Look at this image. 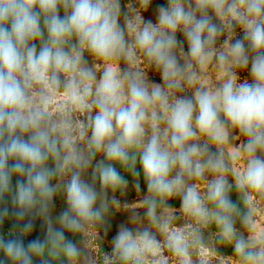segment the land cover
Here are the masks:
<instances>
[{"label":"clouds","instance_id":"obj_1","mask_svg":"<svg viewBox=\"0 0 264 264\" xmlns=\"http://www.w3.org/2000/svg\"><path fill=\"white\" fill-rule=\"evenodd\" d=\"M259 209L264 0H0V264H264Z\"/></svg>","mask_w":264,"mask_h":264},{"label":"rangeland","instance_id":"obj_2","mask_svg":"<svg viewBox=\"0 0 264 264\" xmlns=\"http://www.w3.org/2000/svg\"><path fill=\"white\" fill-rule=\"evenodd\" d=\"M164 0H156V3H163ZM149 16H151V12L148 14ZM238 33H239V30H238ZM239 35H242V33H239ZM182 38V37H181ZM150 76L152 79H154L155 81L159 82V76L158 74H151L150 73ZM142 187H143V184H142ZM235 195H233V199L235 200ZM127 200L129 202H133L135 200V195L134 193H130L127 197ZM172 205L175 206V207H179V202L176 201V200H173L171 201ZM142 211V210H140ZM126 219V216L125 215H122V214H117L115 215L113 218H112V229L110 230L108 236H107V240H111V237L115 234V232L117 231V225H119L120 223L124 222ZM5 227H7V225H5ZM257 228L260 229V230H264V209H259L257 211ZM71 238V237H70ZM110 250V248L108 249ZM222 252H227L229 250H224L222 249L221 250ZM226 260H227V264H235V260L231 257H226Z\"/></svg>","mask_w":264,"mask_h":264}]
</instances>
